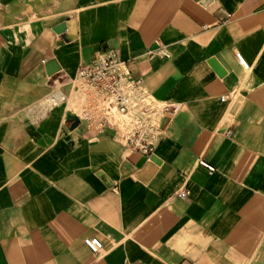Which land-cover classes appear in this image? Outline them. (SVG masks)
Instances as JSON below:
<instances>
[{"label":"crops","instance_id":"1","mask_svg":"<svg viewBox=\"0 0 264 264\" xmlns=\"http://www.w3.org/2000/svg\"><path fill=\"white\" fill-rule=\"evenodd\" d=\"M108 51L177 108L149 159L67 119ZM0 264H264V0H0Z\"/></svg>","mask_w":264,"mask_h":264},{"label":"built area","instance_id":"2","mask_svg":"<svg viewBox=\"0 0 264 264\" xmlns=\"http://www.w3.org/2000/svg\"><path fill=\"white\" fill-rule=\"evenodd\" d=\"M236 56L247 69L241 57ZM73 87L81 106L79 112L71 114L79 122L84 121L98 131H113L115 141L147 159L160 141L162 119L177 111L174 105L152 98L115 51L105 52L89 65L80 67ZM201 165L209 172L214 171L204 162ZM178 196L185 198L187 192L181 191ZM83 243L94 255L103 251V244L97 238H85Z\"/></svg>","mask_w":264,"mask_h":264},{"label":"water","instance_id":"3","mask_svg":"<svg viewBox=\"0 0 264 264\" xmlns=\"http://www.w3.org/2000/svg\"><path fill=\"white\" fill-rule=\"evenodd\" d=\"M66 26L68 27L69 25L67 24H61L59 26H57L54 31L57 33V34H60L61 38L64 40V41H70L74 38L75 34L73 33V31L71 29H69V33L68 34H65L64 31L66 29ZM59 70L58 66L56 65L55 61L51 60L49 61L47 64H46V72L49 76H52L53 73L57 72ZM67 119L69 122H71V128H75L79 121L76 119V117L71 114V113H68V116H67Z\"/></svg>","mask_w":264,"mask_h":264}]
</instances>
